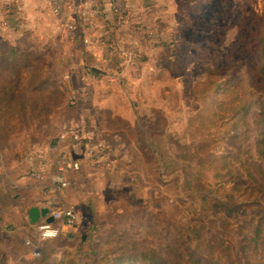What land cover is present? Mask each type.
Returning a JSON list of instances; mask_svg holds the SVG:
<instances>
[{
  "label": "rangeland",
  "instance_id": "374dc122",
  "mask_svg": "<svg viewBox=\"0 0 264 264\" xmlns=\"http://www.w3.org/2000/svg\"><path fill=\"white\" fill-rule=\"evenodd\" d=\"M135 4L117 32L133 66L47 13L0 16V264H264V0ZM70 123L106 155L66 140L83 169L52 190L31 156ZM54 202L75 227L45 237L28 210Z\"/></svg>",
  "mask_w": 264,
  "mask_h": 264
},
{
  "label": "built area",
  "instance_id": "2783aa9c",
  "mask_svg": "<svg viewBox=\"0 0 264 264\" xmlns=\"http://www.w3.org/2000/svg\"><path fill=\"white\" fill-rule=\"evenodd\" d=\"M51 12L58 25L70 35L81 29L88 30L90 34L84 38L87 46L102 43L105 45L109 55L117 56L122 61L123 66H133L139 61V54L136 49L124 46L118 39V27L129 21L131 14L129 0H92L81 2L79 0H47ZM103 3V4H102ZM80 91L72 89L69 93L70 103L77 105L80 102ZM66 140H70L74 148L83 149L87 157L97 167V161L102 162L106 155V148L97 142H91L90 138L84 133V127L79 123H70L56 137L55 141L46 149L55 156L50 164L47 152L44 150L35 151L32 159H40V164L33 165L30 171L32 178L40 181L51 179L52 190L62 191L70 184V176L83 169L81 160L69 155L64 147ZM46 158V159H45ZM44 159V160H42ZM54 163V164H53ZM52 167V170H51ZM51 171V176H48ZM52 215L55 220L64 221L68 225H73L74 214L68 210L63 212L57 202L50 203ZM44 231V236L54 235L60 228L46 222L40 225ZM37 250V249H36ZM35 256L39 255L38 250L34 251Z\"/></svg>",
  "mask_w": 264,
  "mask_h": 264
},
{
  "label": "crops",
  "instance_id": "0c3cea01",
  "mask_svg": "<svg viewBox=\"0 0 264 264\" xmlns=\"http://www.w3.org/2000/svg\"><path fill=\"white\" fill-rule=\"evenodd\" d=\"M79 1H81V2H90L92 0H79ZM99 1L103 2L104 0H99ZM136 1L137 0H129V3L131 2L130 6L133 9L137 8V6L135 4ZM5 11L8 12L5 17H8V18L13 17V18L19 20L18 22L23 20V18H33V19L36 20L39 17L42 18L43 15H46V13L48 14V16L51 17V19L53 21L55 19V17L53 16V14L51 12L50 5H49L47 0H0V16L1 17H3V14H4ZM9 13H12L13 15H11ZM54 27H55V25H54ZM82 32L83 33L80 34L81 35V37H80L81 41L83 40L82 35H84V31H82ZM95 47H96V49H95ZM96 50H97V44H96V46L88 47L86 49V52L87 51L91 52V51H96ZM104 51H107L105 49V47H104ZM92 56H93V53H92ZM96 56H97V52H96ZM84 66H86V65H84ZM90 69L96 70L97 72H94L96 74L100 73V71H98L97 68H95V67H92ZM79 72L80 71H78V73ZM44 222H45L44 220H40L38 223L42 224ZM53 225L56 226V227H59L60 230H66V229L68 230L69 228H73L74 229V227H75V226H71V225H68V224L64 223V221H59V220H55L53 222ZM33 250H34V248L32 249V251ZM29 256H30L29 258H31L34 255L33 254L31 255V253H30ZM10 263H12L11 259H9V264Z\"/></svg>",
  "mask_w": 264,
  "mask_h": 264
},
{
  "label": "trees",
  "instance_id": "16d2710c",
  "mask_svg": "<svg viewBox=\"0 0 264 264\" xmlns=\"http://www.w3.org/2000/svg\"><path fill=\"white\" fill-rule=\"evenodd\" d=\"M263 41H264V35H263ZM264 48V47H263ZM264 50V49H263ZM258 68H257V71H258V74H259V77H257L258 79V89L259 91L262 93V98H261V101H260V110H259V114L257 116H259V123L262 124V130H263V137H262V143H263V152H264V60L257 65ZM91 72H97L96 70L94 69H90ZM260 78V79H259ZM122 256L124 255H121V256H118V258L122 259ZM124 260V257L123 259L120 261V263H122ZM127 260H130L132 263H135L137 262L138 258L134 255H131L130 257H127ZM141 264H156V261H151V262H146V261H142Z\"/></svg>",
  "mask_w": 264,
  "mask_h": 264
},
{
  "label": "water",
  "instance_id": "95a60500",
  "mask_svg": "<svg viewBox=\"0 0 264 264\" xmlns=\"http://www.w3.org/2000/svg\"><path fill=\"white\" fill-rule=\"evenodd\" d=\"M28 219L32 224L44 220L46 223L51 224L55 221L52 215V209L49 205H34L28 210Z\"/></svg>",
  "mask_w": 264,
  "mask_h": 264
}]
</instances>
